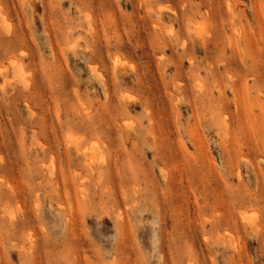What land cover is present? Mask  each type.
<instances>
[{"label":"rangeland","instance_id":"374dc122","mask_svg":"<svg viewBox=\"0 0 264 264\" xmlns=\"http://www.w3.org/2000/svg\"><path fill=\"white\" fill-rule=\"evenodd\" d=\"M263 136L264 0H0V264H264Z\"/></svg>","mask_w":264,"mask_h":264},{"label":"bare ground","instance_id":"6f19581e","mask_svg":"<svg viewBox=\"0 0 264 264\" xmlns=\"http://www.w3.org/2000/svg\"><path fill=\"white\" fill-rule=\"evenodd\" d=\"M183 42V41H182ZM185 42V41H184ZM183 42V43H184ZM183 45V47H184V44H182ZM223 47V46H222ZM189 60V59H188ZM191 62V61H190ZM117 64H115V66H116ZM232 78H230V79H228V80H231ZM232 81V80H231ZM122 97H123V95H122ZM124 98V97H123ZM222 104V103H221ZM220 106V105H219ZM223 109V108H222ZM225 122V121H224ZM255 133V132H254ZM264 137V136H263ZM264 141V140H263ZM77 150V149H76Z\"/></svg>","mask_w":264,"mask_h":264}]
</instances>
